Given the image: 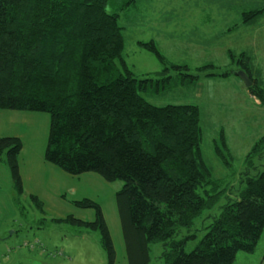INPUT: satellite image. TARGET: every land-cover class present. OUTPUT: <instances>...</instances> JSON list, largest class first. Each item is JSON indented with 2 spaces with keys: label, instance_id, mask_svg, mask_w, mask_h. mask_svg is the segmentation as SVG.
<instances>
[{
  "label": "trees",
  "instance_id": "1",
  "mask_svg": "<svg viewBox=\"0 0 264 264\" xmlns=\"http://www.w3.org/2000/svg\"><path fill=\"white\" fill-rule=\"evenodd\" d=\"M113 2L0 0V110L49 113L48 162L72 175L96 172L107 181H123L117 204L130 264H150V247L156 243H163V264H234L238 252L256 251L264 233V169L246 173L245 186L228 198L196 248L187 252L188 238L197 235L176 236L214 208L224 189L203 159L199 108L156 106L141 95L150 87L160 91L161 81L140 80L128 69L122 15L107 10ZM262 14L264 8L244 12L243 22L254 25ZM140 44L166 65L153 41ZM237 63L251 77V53L242 52ZM182 75L190 82L199 79ZM251 79L249 90L264 105V82ZM22 148L19 137L0 139V156L6 153L21 194ZM217 152L223 157L218 147ZM31 199L45 211L38 196ZM74 203L96 209V219L54 221L99 230L109 264H115L101 206L91 199ZM32 245L26 246L35 250L38 244Z\"/></svg>",
  "mask_w": 264,
  "mask_h": 264
},
{
  "label": "rangeland",
  "instance_id": "2",
  "mask_svg": "<svg viewBox=\"0 0 264 264\" xmlns=\"http://www.w3.org/2000/svg\"><path fill=\"white\" fill-rule=\"evenodd\" d=\"M113 8L122 15V57L128 69L140 80L161 81L160 91L150 87L141 95L156 106L195 105L200 111L203 159L224 190L214 208L204 211L191 230L176 236L180 240L197 235L187 240L185 250L191 252L228 198L245 186L246 173L255 175L264 169V140L253 152L264 139V105L236 76L243 70L237 60L246 50L259 59L260 71L253 68L251 78L264 82V17L259 26L243 22V12L263 9L264 0H114L107 10ZM151 41L166 65L140 44ZM182 73L199 79L190 82ZM50 125L47 112L0 110V139L18 136L23 142L19 169L24 189L21 194L15 187L4 153L0 156V264H109L99 230L54 221L68 216L94 221L96 209L74 203L83 199L102 208L115 247V264H130L117 204L123 181L110 182L96 172L72 175L48 162ZM31 195L43 201L44 212ZM28 243L38 245L31 250ZM150 248V264H163V243ZM234 264H264V233L256 251L238 252Z\"/></svg>",
  "mask_w": 264,
  "mask_h": 264
},
{
  "label": "crops",
  "instance_id": "3",
  "mask_svg": "<svg viewBox=\"0 0 264 264\" xmlns=\"http://www.w3.org/2000/svg\"><path fill=\"white\" fill-rule=\"evenodd\" d=\"M245 11H247V10H245ZM244 13V12H243ZM264 17V14H262L261 15V17L259 18V20L254 24V25H251V27H254V26H259V25H262L261 24V21L262 20H260L261 18H263ZM257 32H259V31H257ZM257 35V34H256ZM243 52H247L246 50L245 51H243ZM257 52H261V49H257ZM249 53V52H248ZM254 54H255V52H254ZM254 54L253 53H251V55H252V57H253V67H252V69L254 68V70H256L257 72H259L260 70H259V67H258V64H259V59L258 60H256L255 59V56H254ZM239 72V71H238ZM237 76V75H236ZM241 80V79H240ZM242 81V80H241ZM246 86V85H245ZM18 137V136H17ZM59 174H61V173H59ZM0 241H1V239H0Z\"/></svg>",
  "mask_w": 264,
  "mask_h": 264
},
{
  "label": "water",
  "instance_id": "4",
  "mask_svg": "<svg viewBox=\"0 0 264 264\" xmlns=\"http://www.w3.org/2000/svg\"><path fill=\"white\" fill-rule=\"evenodd\" d=\"M237 76L244 82L246 87L250 88L253 86V81H252L251 77L249 76V74L245 70H240L237 73Z\"/></svg>",
  "mask_w": 264,
  "mask_h": 264
},
{
  "label": "built area",
  "instance_id": "5",
  "mask_svg": "<svg viewBox=\"0 0 264 264\" xmlns=\"http://www.w3.org/2000/svg\"><path fill=\"white\" fill-rule=\"evenodd\" d=\"M31 248H34V245H31Z\"/></svg>",
  "mask_w": 264,
  "mask_h": 264
}]
</instances>
